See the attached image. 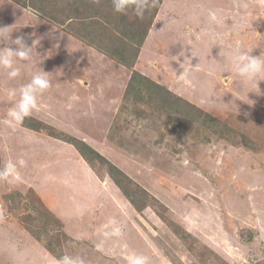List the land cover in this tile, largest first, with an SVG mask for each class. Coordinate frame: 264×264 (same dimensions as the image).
I'll return each instance as SVG.
<instances>
[{
	"label": "rangeland",
	"instance_id": "obj_1",
	"mask_svg": "<svg viewBox=\"0 0 264 264\" xmlns=\"http://www.w3.org/2000/svg\"><path fill=\"white\" fill-rule=\"evenodd\" d=\"M20 2L36 17L12 19L10 35L0 36V52L20 48L14 41L23 36L32 56L11 57L20 72L14 79L0 66V172L16 165L14 177L0 180V224L14 237L0 233V257L4 247L11 259L0 264H57L64 256L84 264L138 257L145 264H264V73L242 83L233 64L237 53L264 60V0H151L142 19L129 12L122 22L111 0ZM124 22L133 23L135 39L118 29ZM54 33L63 43L51 40ZM135 70L159 83L157 96L167 101L152 84L130 86ZM42 71L50 87L37 93L24 122L9 127V91L18 99ZM82 73L91 76L87 90ZM74 135L91 162L65 141H80ZM37 183L82 238L66 232ZM125 189L147 206L137 210ZM109 196L115 204H100Z\"/></svg>",
	"mask_w": 264,
	"mask_h": 264
},
{
	"label": "clouds",
	"instance_id": "obj_2",
	"mask_svg": "<svg viewBox=\"0 0 264 264\" xmlns=\"http://www.w3.org/2000/svg\"><path fill=\"white\" fill-rule=\"evenodd\" d=\"M93 2L98 4L100 3V0H93ZM111 4L115 13L127 15L129 12H131L136 18L142 19L145 10L151 4V0H111ZM212 18L215 19V14H212ZM8 28L9 27H0V36L7 38L11 33L8 31ZM23 40V36H18L14 43L20 45V48L15 50L8 48L6 51L0 52V66L12 69L8 72V77L10 79H14L20 75L18 68H12L13 61L11 57L15 56L22 61H31L32 59V56L30 55L31 49L24 45ZM181 56H185L183 51H181L177 56H173V60L179 61V57ZM186 60H188L187 57H185V60L181 65H183ZM233 64L237 75L241 78L242 83L257 82L258 76H260L261 73H264V60L260 59V56L253 57L250 54L245 55L237 53L234 57ZM49 87L50 82L46 78V72L42 71L34 74L30 82L23 85L18 90V99H16L17 90H10L9 98L13 99L14 103L8 110L7 118L4 121L5 124H7L9 127H14L17 124L22 123L23 120L28 117L36 108L38 97L37 93L41 95ZM75 137L81 139L80 136ZM15 174L16 165L9 163L5 170L0 172V180L7 181L9 180L10 176L14 177ZM146 259V257L134 258L131 261V264H145ZM57 264H84V261L83 259L74 260L71 257L64 256L58 260Z\"/></svg>",
	"mask_w": 264,
	"mask_h": 264
},
{
	"label": "crops",
	"instance_id": "obj_3",
	"mask_svg": "<svg viewBox=\"0 0 264 264\" xmlns=\"http://www.w3.org/2000/svg\"><path fill=\"white\" fill-rule=\"evenodd\" d=\"M30 12L26 6H23L22 4H20V2H17L16 0H0V23L1 21H8L6 22V24H0L1 26L0 27H7V26H11V20L14 19L17 23V24H27L28 22H30V19L31 17H36V15L34 13L33 16H30L28 15ZM39 14V13H38ZM43 19V18H42ZM44 20V19H43ZM52 36H54L55 38L51 39V40H56L57 43H63V39L61 37L60 34H57V33H54ZM67 43L71 44L73 43V41L71 39H68L66 40ZM86 48H90L89 50H93L92 47L89 45H86ZM82 69L84 70V68L82 67ZM85 71V70H84ZM84 74V79H83V83H84V86L80 87V88H83L84 87V90H87V88L89 87L90 88V85L87 86V83L89 82L88 80H90L91 76H88L86 75V73H82ZM93 76V75H92ZM80 90V89H79ZM120 96H122V93H119ZM32 129L34 130L33 126H32ZM60 141V140H59ZM78 152V150H76ZM79 155H81L79 152H78ZM94 177H96V175L94 173H92ZM97 178V177H96ZM55 183H52L51 186H52V191H58L59 190V185L57 184H60L58 183L59 181H54ZM37 188H38V193L40 194V196L47 202L49 208H51L55 213L56 215L64 222V228L66 230V232H68V234H70L72 237H75V238H82V236H80V234H77L75 235L69 228V220L67 219V216L65 214H62L60 212H57L50 204L49 202L46 200V198L43 196V193H44V189L42 187H40V184L37 183ZM54 186V187H53ZM111 201L114 203V199H111L110 196L107 197V199H105V201H99L100 204L103 205V203L105 204L104 206H107L108 205V202ZM120 201L123 203V199L120 197ZM115 204V203H114ZM117 207V206H116ZM92 208V207H91ZM119 208V207H118ZM120 209V208H119ZM75 213H82L81 210H75L74 211ZM106 212V211H105ZM105 212H102V213H105ZM124 213L123 214H126L125 211H123ZM92 216H96V213H94ZM129 216V215H127ZM93 223L95 224L96 228L99 229L98 227L101 226L100 225V221L97 220V218L95 219V217L91 218ZM107 221H109L107 219ZM117 220H113L114 223H116ZM77 228L80 229L79 232H82L81 229H83L81 227V225H79L80 223L77 222ZM118 224V221L115 225ZM84 227H90V225H88L86 222L84 223ZM102 227V226H101ZM95 228V229H96ZM8 231L11 232L12 234V238L14 239L13 237V232H12V229L10 226H8L7 224H0V233H7ZM97 231V230H96ZM99 237L100 239H103L104 238V235H103V232H100L99 230ZM29 234V233H28ZM30 235V234H29ZM32 237V236H31ZM11 238V239H12ZM97 239V238H96ZM27 240V239H26ZM25 241V240H24ZM28 241V240H27ZM94 244H96V242L94 241ZM2 245V241H0V246ZM104 247V249H107V246L106 245V242H104V244L102 245ZM2 254V253H0ZM49 254V252H48ZM4 259V260H11L10 257L8 256L7 254V250H5V248L3 247V255L0 257V261L1 259ZM2 259V260H3Z\"/></svg>",
	"mask_w": 264,
	"mask_h": 264
},
{
	"label": "trees",
	"instance_id": "obj_4",
	"mask_svg": "<svg viewBox=\"0 0 264 264\" xmlns=\"http://www.w3.org/2000/svg\"><path fill=\"white\" fill-rule=\"evenodd\" d=\"M16 1H18V2H20L21 0H16ZM109 1V0H108ZM20 4H22V2H20ZM23 6H26V5H24V4H22ZM27 7V6H26ZM32 8H34V9H36V11H38L40 14H42V15H44V16H46L47 15V12H45L44 11V9L42 8V7H35V6H31ZM157 7H158V5H157ZM108 11V9L107 10H103V12H104V14H106V12ZM119 16H120V19L118 20V22H122L123 20H125L126 19V15H123V14H119ZM106 17H108V15H103L102 14V19H103V21L105 20L106 21ZM126 21V20H125ZM132 25H133V23L132 22H130V23H128V22H124V26H123V28H118L123 34H126L130 39H135V37L137 36L136 35V33H135V28L133 29L132 28ZM150 25V24H149ZM149 25H148V28H149ZM134 26V25H133ZM147 33L145 32L144 33V35L142 36V37H140L138 40H137V44H140L141 42H143V40L145 39V35H146ZM83 38V37H82ZM86 42H88V44L89 45H92L93 43L90 41V40H88V41H86ZM94 47H96V46H94ZM98 50H100L101 52H106V50H104L105 48H102L101 46H99L98 45V47H96ZM107 54H108V52H106ZM139 54V53H138ZM132 66V65H131ZM128 67V66H127ZM132 68V67H131ZM132 76H131V82H130V86L132 85V84H134V82H140V83H143V82H146V83H148V84H152L153 85V89H152V92H155L156 91V98L157 99H159V100H164V101H167V98H164L163 97V95H161V96H157V93H158V90H159V88H160V84L159 83H157V82H155V81H153L152 80V78H150V77H148L147 75H145V74H143L142 72H140V71H138V70H135V71H133L132 72ZM136 79V80H135ZM133 86V85H132ZM162 87V86H161ZM165 88V87H164ZM164 90V89H163ZM168 90V89H167ZM187 103H189L190 105H188V107H189V109H190V111H193V106H195L193 103H190L188 100H187ZM187 103H185V105L187 104ZM189 114H191L190 112H189ZM218 121V120H217ZM24 122V121H23ZM32 128V127H31ZM34 129H35V127H33ZM65 141H67V142H69V143H73V145L79 150V152L81 153V155H83V157L85 158L86 156H85V154H84V151H83V149L80 147V145L82 144V145H84L85 144V141H83V140H81L80 139V141H78V140H76V139H73L72 141H77V143L76 142H70V140H65ZM79 143H81V144H79ZM89 147L91 148V149H93V150H95L94 148H92L90 145H89ZM96 151V150H95ZM97 155H100L99 153H98V151H96L95 152ZM90 162H91V160L88 158V157H86ZM85 158V159H86ZM102 158V157H101ZM86 159V160H87ZM103 159V158H102ZM111 166V168H112V171L114 172V171H119L121 174H123L124 176V178L125 179H127L129 182H132V181H134L133 179H132V177H130L129 175H127L124 171H122V170H120V168L118 167V166H116L115 164H113V165H110ZM112 171H110V174H111V177L114 179V181L116 182V184L120 187L121 186V188H124L123 187V185H122V181L120 180V179H118L115 175H114V173L112 172ZM138 184V183H137ZM138 186L140 187V185L138 184ZM142 188V187H141ZM145 190V192H147L148 193V191L146 190V189H144ZM125 195L130 199V201L132 202V204L136 207V209L137 210H139V211H141V210H143L146 206H147V204H143V205H141L140 204V200H137V199H135V198H133L132 196H131V194H130V192H128L126 189H125ZM163 217V216H162ZM51 252H53V254L58 258V254L52 249V251Z\"/></svg>",
	"mask_w": 264,
	"mask_h": 264
}]
</instances>
